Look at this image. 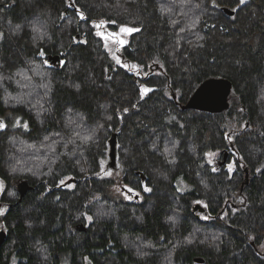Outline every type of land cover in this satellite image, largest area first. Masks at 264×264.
<instances>
[{
  "label": "trees",
  "instance_id": "16d2710c",
  "mask_svg": "<svg viewBox=\"0 0 264 264\" xmlns=\"http://www.w3.org/2000/svg\"><path fill=\"white\" fill-rule=\"evenodd\" d=\"M0 125V264H264V0H0Z\"/></svg>",
  "mask_w": 264,
  "mask_h": 264
},
{
  "label": "water",
  "instance_id": "95a60500",
  "mask_svg": "<svg viewBox=\"0 0 264 264\" xmlns=\"http://www.w3.org/2000/svg\"><path fill=\"white\" fill-rule=\"evenodd\" d=\"M225 13L233 16L235 12L225 9ZM232 83L225 78H211L203 82L191 97L187 107L194 110L219 114L229 109V98L232 93ZM116 136L111 141V157L115 160ZM228 152L225 154L224 164L227 162ZM23 189V188H22ZM194 211H205L201 204L194 207ZM7 239V233L0 231V252ZM197 263H203V259H197Z\"/></svg>",
  "mask_w": 264,
  "mask_h": 264
},
{
  "label": "rangeland",
  "instance_id": "374dc122",
  "mask_svg": "<svg viewBox=\"0 0 264 264\" xmlns=\"http://www.w3.org/2000/svg\"><path fill=\"white\" fill-rule=\"evenodd\" d=\"M104 25H105V29L100 30L99 35L103 38L104 43H105V47H106L108 53L111 55L112 60L119 65H124L120 56H119V52L124 46H126L128 44L132 33H134L136 30H134L133 28H131L129 26H119L116 29H114L112 27V25H108V23H104ZM122 29H133V31L128 32V31H123ZM215 157H216V155H211V158L209 157V159L214 160L213 158H215ZM222 159H223V157H222ZM222 159H221V161H222ZM228 161L229 160H227V162ZM107 162H109V164H110V160H109V161H106L104 163V165ZM113 168H114L113 171H104V174L106 177H110V176L111 177H116V176L118 177V170H116V167H113ZM227 168L231 169V170L234 169V163L233 162L228 163ZM67 182L68 181H66L65 183H67ZM71 186H72V184L69 185V187H71ZM110 193L114 198H117V199H122L125 201L133 200V198L131 196L132 194L127 192L126 189L121 184H116V185L112 186L110 188ZM138 196H139V194L135 193V200H136V197L138 198Z\"/></svg>",
  "mask_w": 264,
  "mask_h": 264
},
{
  "label": "flooded vegetation",
  "instance_id": "af4514ba",
  "mask_svg": "<svg viewBox=\"0 0 264 264\" xmlns=\"http://www.w3.org/2000/svg\"><path fill=\"white\" fill-rule=\"evenodd\" d=\"M224 160H225V156H223V159H222V161H219V162H215V163H213V165L211 166V169L213 170V171H219L221 168H223V167H225V166H227V164H228V162H226V164H224ZM227 160H228V158H227ZM23 188V187H22ZM21 188V190H24V189H22ZM205 210V209H204ZM196 215L199 217V218H208V217H210L207 213H206V211H198L197 213H196ZM253 244V243H252ZM254 248H255V250H256V253H255V256L257 257V258H259L260 259V261H262V262H264V245H255L254 246Z\"/></svg>",
  "mask_w": 264,
  "mask_h": 264
},
{
  "label": "snow or ice",
  "instance_id": "6c2138e0",
  "mask_svg": "<svg viewBox=\"0 0 264 264\" xmlns=\"http://www.w3.org/2000/svg\"><path fill=\"white\" fill-rule=\"evenodd\" d=\"M123 31H128V32H131V31H133V29H122ZM145 91H147V90H145ZM0 126H3V125H0ZM231 167V166H230ZM129 191H131V189H129Z\"/></svg>",
  "mask_w": 264,
  "mask_h": 264
}]
</instances>
